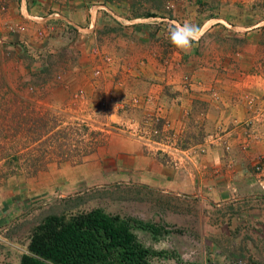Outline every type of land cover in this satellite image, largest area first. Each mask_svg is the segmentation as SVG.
Returning a JSON list of instances; mask_svg holds the SVG:
<instances>
[{
    "label": "rangeland",
    "instance_id": "374dc122",
    "mask_svg": "<svg viewBox=\"0 0 264 264\" xmlns=\"http://www.w3.org/2000/svg\"><path fill=\"white\" fill-rule=\"evenodd\" d=\"M20 3V0H0V39L4 41L0 43V131L3 130L0 144L16 146L18 156L23 159L53 162L30 176L33 170L25 168L24 160L13 162L0 152V166L11 163L0 168V173L11 175L0 186V264H13L8 259L17 262L27 254L31 234L45 218L52 215L68 218L97 208L157 227L159 235L148 230L135 231L145 247L161 253L152 259L153 264H264L260 261L264 260V196L258 204L252 201L220 204L129 185L116 177L106 183L85 177L87 172L82 167L92 154L81 159L82 150L91 141L101 140L105 144L113 135L133 137L127 118L135 113L105 108L101 104L104 97L100 95L85 93L77 97L78 91L69 94L58 88L63 79L54 71L65 67L58 66V56L51 45L45 53L31 49L34 32L26 24L20 25L21 17L27 15L14 12ZM37 4L45 5L42 11L50 18L42 22V27L35 28V33L51 27L55 30L63 21L59 17L65 15L69 23L57 30L64 31L62 38L71 54L81 47L80 38L88 39L89 31H83L94 15L92 28L106 23L102 28L112 26L116 36L123 33L122 28H132L123 35L130 43L140 30H145L146 43H133L136 50L146 52L149 57L156 53L157 58L164 60L179 59L184 52L170 43L169 29L176 23L188 22L199 26L201 32L211 31L206 41L213 39L220 42L215 43L223 47L219 46L220 49L240 51L241 56H245L250 44L257 42L259 69L264 73V0H24L23 3L28 11ZM62 11L66 13L63 15ZM17 23L25 32L17 31L14 26ZM103 31L99 33L102 38L106 35ZM26 34L29 38L21 39ZM224 35L228 39L221 43ZM200 41L206 43L200 38L193 44L190 55L201 56ZM53 54L55 58L51 57ZM112 97L113 106L123 99ZM41 122L45 123L47 133L32 143L23 129H33L34 123ZM5 131L15 137L2 139ZM200 136L195 134L191 141H200ZM160 148L173 150L171 145ZM152 149L162 154V161L168 162V154L157 146ZM59 160L69 163L61 165Z\"/></svg>",
    "mask_w": 264,
    "mask_h": 264
},
{
    "label": "crops",
    "instance_id": "0c3cea01",
    "mask_svg": "<svg viewBox=\"0 0 264 264\" xmlns=\"http://www.w3.org/2000/svg\"><path fill=\"white\" fill-rule=\"evenodd\" d=\"M20 1L21 6L14 8V12L27 15L26 21L21 17L20 25L26 24L34 32L31 49L45 53L51 45L58 56V66L65 67L53 70L63 79L58 88L69 94L82 90L84 95L89 93L94 97L115 95L129 99L133 95H147L150 99L147 110L135 115L141 118L154 110L160 111L158 140L163 143L142 145L128 135H113L87 159L82 167L87 172L85 177L101 183L116 177L129 185L220 204L250 201L258 204L264 196V73L259 69L257 42L250 44L245 56H241L240 51L220 49L223 47L215 44L220 42L206 41L211 32L207 29L200 33L206 42L200 41V57L190 55V49L179 59L164 60L157 58L156 53L149 57L146 52L136 50L133 43H146L145 30H140L130 43L123 35L132 28H122L123 33L116 36L112 26L102 28L106 23L100 27V22L92 28L96 16L91 15L89 27L82 30L89 31L88 39L80 38L81 44L77 40L81 47L71 54L62 38L64 31L57 30L69 23L66 12H61L64 15L58 23L61 27L57 25L54 32L47 31L48 39L39 41L35 39L34 29L42 27L50 15L44 16V4L28 11L24 0ZM101 30L106 33L103 38L99 34ZM28 38L27 34L21 37ZM221 38V43L228 39L225 35ZM94 52L108 55L112 63L103 65ZM96 68H102L99 77L93 74ZM185 78L190 81L185 82ZM164 121L168 126L164 127ZM195 134L201 135L200 141H191ZM165 145H171L173 150L160 148ZM115 146L121 148L115 150ZM156 146L168 154V162L162 161V154L152 149ZM10 261L19 264L20 258L17 262Z\"/></svg>",
    "mask_w": 264,
    "mask_h": 264
},
{
    "label": "trees",
    "instance_id": "16d2710c",
    "mask_svg": "<svg viewBox=\"0 0 264 264\" xmlns=\"http://www.w3.org/2000/svg\"><path fill=\"white\" fill-rule=\"evenodd\" d=\"M161 128V122L156 126ZM0 131V134H2ZM25 137L34 143L47 133L44 122L34 123V127L23 129ZM9 132V131H8ZM31 136H33L31 138ZM15 135L6 131L2 139ZM104 145L103 141H91L82 150L80 158L95 153ZM18 148L0 144V152L11 161L24 160L25 168H31L35 175L49 165L51 160L19 157ZM59 164L69 163L59 160ZM76 161L74 163L78 164ZM4 163L0 166H9ZM11 177L8 172L0 173V186ZM148 230L159 235L153 224L130 217H120L93 209L70 217L52 215L37 225L30 237L27 254H23L19 264H153L152 259L161 253L145 247L138 239L136 230Z\"/></svg>",
    "mask_w": 264,
    "mask_h": 264
},
{
    "label": "built area",
    "instance_id": "2783aa9c",
    "mask_svg": "<svg viewBox=\"0 0 264 264\" xmlns=\"http://www.w3.org/2000/svg\"><path fill=\"white\" fill-rule=\"evenodd\" d=\"M61 20L64 19V17H59ZM17 31L19 33H23L25 32V28L22 26H19L17 28ZM47 31L50 32H54V27L48 28ZM47 31L44 32H38L37 34L35 33V39L36 40H41V41H45L46 39H48L47 36ZM14 32V31H13ZM2 41L0 39V43L2 44ZM49 47L47 46V49ZM51 52V51H49ZM96 57H98L100 59V61L103 63V65H109L110 63H112V59L108 56V55H104V54H96ZM102 68H96L93 71V74L95 77H99L102 75ZM185 80H187V78H185ZM77 97H83L84 92L82 90L78 91L76 93ZM113 95H108L106 97H104V100L101 101L102 106H104L105 108L107 107V109L113 107V109H119L121 112H123L124 114H133L136 112H141V111H146L147 110V104L149 102V96L144 95V96H138V95H133L132 97H130L129 99H126L125 97L120 101V103H115L113 106L114 101V97H112ZM160 111L154 110V113H146L145 116L141 117V119H138L137 115H131L130 117L127 118V121L130 122V130H133L132 133L133 134V139L139 143H141L142 145H160L161 143H163V140L160 141L158 140V138L160 137V132L159 129L156 127L162 120L161 117L159 116ZM168 126V123L164 121V127ZM160 142V143H159Z\"/></svg>",
    "mask_w": 264,
    "mask_h": 264
},
{
    "label": "clouds",
    "instance_id": "9594fccd",
    "mask_svg": "<svg viewBox=\"0 0 264 264\" xmlns=\"http://www.w3.org/2000/svg\"><path fill=\"white\" fill-rule=\"evenodd\" d=\"M199 26L185 22L176 23L169 29V41L178 50L188 52L193 44L200 39Z\"/></svg>",
    "mask_w": 264,
    "mask_h": 264
}]
</instances>
